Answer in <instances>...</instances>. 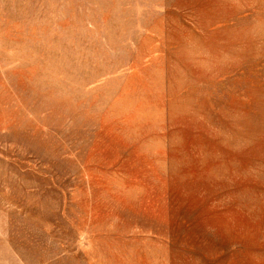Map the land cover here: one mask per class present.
<instances>
[{"label": "rangeland", "instance_id": "374dc122", "mask_svg": "<svg viewBox=\"0 0 264 264\" xmlns=\"http://www.w3.org/2000/svg\"><path fill=\"white\" fill-rule=\"evenodd\" d=\"M0 264H264V0H0Z\"/></svg>", "mask_w": 264, "mask_h": 264}]
</instances>
